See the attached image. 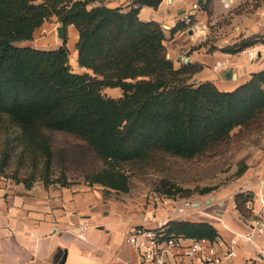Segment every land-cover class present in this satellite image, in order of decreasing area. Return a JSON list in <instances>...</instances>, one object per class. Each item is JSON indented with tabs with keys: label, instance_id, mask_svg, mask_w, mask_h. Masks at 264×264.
Wrapping results in <instances>:
<instances>
[{
	"label": "trees",
	"instance_id": "trees-1",
	"mask_svg": "<svg viewBox=\"0 0 264 264\" xmlns=\"http://www.w3.org/2000/svg\"><path fill=\"white\" fill-rule=\"evenodd\" d=\"M90 1L0 0V129L16 127L17 142L27 156L42 160L45 170L54 154L48 133H69L101 162L86 176L88 184L129 192L126 164L150 162L158 153L193 158L264 116V69L236 89L221 91L211 82H191L199 66L175 67L167 56L162 24L139 18L143 5L158 7L162 0H132L128 11L105 4L89 9ZM53 15L66 29L59 47L22 44ZM190 17V24L177 22L171 32L191 26L195 19ZM69 25L79 32L78 65L89 72L72 68ZM258 42L264 43V36L224 50L240 52ZM105 88H120L122 95L106 96ZM9 157L6 151L1 170ZM17 182L33 185L28 179ZM54 182L60 180L46 178L44 184ZM60 184L72 183L66 179ZM179 192L181 188L168 191ZM234 198L245 215L249 197L240 192ZM167 226L169 235L219 236L207 221L170 220Z\"/></svg>",
	"mask_w": 264,
	"mask_h": 264
},
{
	"label": "crops",
	"instance_id": "crops-1",
	"mask_svg": "<svg viewBox=\"0 0 264 264\" xmlns=\"http://www.w3.org/2000/svg\"><path fill=\"white\" fill-rule=\"evenodd\" d=\"M105 1L109 7L122 5L124 11L132 5V0ZM246 1L224 0L228 4L224 5L223 0H216L215 9L229 12ZM186 14L193 15L195 22L186 30L172 33L179 15ZM139 18L162 24L168 37L167 52L176 68L186 63L199 66L191 79L196 85L211 82L221 91H232L264 69L262 42L247 48L257 53L254 59L244 50L234 53L223 50L221 42L214 43L218 48L212 50H207L209 45H200L206 36L200 25L208 17L199 9L197 0H162L158 7L143 5ZM234 21H240L246 34L264 36V1ZM67 32L75 45L78 30L69 25ZM61 44L55 36V48ZM85 70L79 66L77 71ZM108 89L118 95L122 91ZM261 129L258 144L251 145L237 189L220 202V209L215 207L214 212L206 213L208 217L201 218L197 202L187 203L178 209L182 214L176 218L210 222L225 240L243 235L234 264H264V232L259 231L254 218V210L264 200V123ZM240 192L249 197L245 215L236 208L234 197ZM122 193L86 181L70 185L35 183L27 187L22 182L0 179V264H133L137 253L126 241L129 230L136 225L156 224L168 210L155 212L151 206L139 207L127 201ZM82 226L87 229L82 230ZM169 261L188 264L177 254Z\"/></svg>",
	"mask_w": 264,
	"mask_h": 264
},
{
	"label": "rangeland",
	"instance_id": "rangeland-1",
	"mask_svg": "<svg viewBox=\"0 0 264 264\" xmlns=\"http://www.w3.org/2000/svg\"><path fill=\"white\" fill-rule=\"evenodd\" d=\"M262 1L264 0H248L229 12L222 11L220 8L217 12L216 0H202V5L197 0L199 9L208 17V21L200 25L201 29L206 31L205 39L200 45L206 47L209 45L207 50H212L218 48L214 43L221 42L224 50L230 47L235 49L236 45L248 40L256 41L260 35L246 34L240 21L236 22L234 19L253 11ZM104 2L106 1L92 0L88 8L103 5ZM223 4L228 5L224 0ZM117 7L123 8L122 5ZM58 25L57 17L53 15L37 27L31 40L22 44L40 49L55 48ZM166 40H168L167 35ZM59 41L63 43L62 40L59 39ZM67 44L73 70L77 73L89 72V70L77 71L79 69L78 58L76 59L77 43L74 45L71 37H68ZM102 93L115 98L122 95V91L118 95L108 88L103 89ZM263 123L264 116L248 128H236L223 141L193 158L158 153L150 162L126 164L124 168L130 176V191L121 195L127 201L139 204V207L151 206L155 212L157 209L168 210L161 220H176L182 214L178 209L193 202L199 203L197 209L201 211L200 217H208L206 213L214 212L215 207L220 209V202L229 195L232 196L237 189L239 177L246 168L245 161L250 155L251 145L258 144V135L262 131ZM9 128L0 129V165L3 163L5 152H10L8 164L3 170L0 169V179L13 182H17V179H28L33 184H44L46 178L50 181L60 180V182L49 184H60L67 179L68 182L78 183L85 181L88 173H92L101 165L100 160L84 141L69 133L50 131L48 134L54 153L53 162L51 168L45 170L43 161L40 159L36 161L27 156L23 146L17 142L15 133L18 129ZM177 188H181L182 192L176 195L168 193L169 190L176 191ZM206 189L211 190L205 192ZM185 261L187 262L188 259Z\"/></svg>",
	"mask_w": 264,
	"mask_h": 264
},
{
	"label": "built area",
	"instance_id": "built-area-1",
	"mask_svg": "<svg viewBox=\"0 0 264 264\" xmlns=\"http://www.w3.org/2000/svg\"><path fill=\"white\" fill-rule=\"evenodd\" d=\"M177 22L190 24L191 17L188 14L179 15ZM244 51L250 59L257 56L254 50ZM254 218L259 231L264 232V200H261L254 210ZM167 223L166 220H160L152 226L141 224L129 230L126 241L137 253L133 264H171L169 259L174 258L175 254L188 259V264H234L238 244L243 235L237 234L230 240L219 236L214 240L190 239L182 235H169ZM81 229L85 230L87 227L82 226Z\"/></svg>",
	"mask_w": 264,
	"mask_h": 264
},
{
	"label": "water",
	"instance_id": "water-1",
	"mask_svg": "<svg viewBox=\"0 0 264 264\" xmlns=\"http://www.w3.org/2000/svg\"><path fill=\"white\" fill-rule=\"evenodd\" d=\"M189 32L191 33L192 29ZM57 34H58V38L64 42L65 39H66V29H65V27L62 26V25L57 26ZM167 56L169 58L168 52H167ZM179 60H181V59H179ZM185 61L187 62L188 59L186 58ZM207 202L209 203L210 201L208 200ZM196 205H199V203H196Z\"/></svg>",
	"mask_w": 264,
	"mask_h": 264
}]
</instances>
